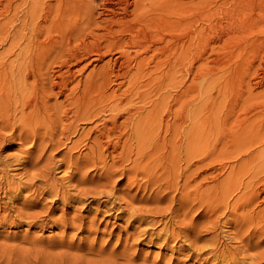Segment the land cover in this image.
Segmentation results:
<instances>
[{"label":"bare ground","instance_id":"bare-ground-1","mask_svg":"<svg viewBox=\"0 0 264 264\" xmlns=\"http://www.w3.org/2000/svg\"><path fill=\"white\" fill-rule=\"evenodd\" d=\"M1 1L0 179L4 177H2L1 174L6 173L7 169H5V165H10V167L12 166L10 163L11 160L9 159L10 162L7 161L8 157L10 156L9 153L2 154L1 151L4 147H7H3L1 145L10 139L12 142H9L10 144L8 146L13 145V141H19L17 150L20 154L15 153V156H18V158L15 160L16 162L14 161V164L18 167L20 166L25 171H27V166L31 167V169L28 168V170L32 171V166L38 164L37 160H40L41 157L43 159L45 156H43V154L49 147H52L53 150L55 149L56 151L59 147H65L67 148V152L63 153L61 150L63 153L62 156L66 157L68 155L70 157L73 156V154L71 155L70 151L77 149L82 141L81 137L73 140L71 137L77 133H94V137L90 136L93 138L92 140L89 141L87 139V143H89L87 150L90 152V154L88 156V153L86 152L85 154L88 156L86 158L84 157L86 155H83L84 160L86 159L84 162H88V164L90 162L92 165H94V163H96L95 165H98V163L101 162L100 165L102 164V167L100 168V171L102 169L108 178L113 177L111 176V172L117 169L114 167H116V163H119L118 165H121L122 170H118L119 172L123 171L126 174L128 173V179L126 180H129V183L133 182L139 174H144V177H147V181L149 182V180H154L153 183H155V186L157 184L158 188L166 185L162 191L169 193L168 189H177L178 185L176 183L174 184L173 182L174 178H177L178 180L179 176L177 177L175 174L177 175L176 171L179 170V167L181 166L180 163L185 162L183 169L187 174L183 176L185 179L183 182H181L182 185H180V191L185 192L184 194L186 197H183L185 198V202L189 204L190 202L192 203L196 201V199H199L201 202L203 199H205L208 202H213V204L216 202L214 204L215 206L213 205L214 207H224H220L221 210L231 209L230 213L232 216H234V212H236L238 209L250 207L254 200H257L261 193H264V177H260L262 178L261 181H259V179L257 181L256 179L254 181L253 179H246V182H241L238 180L229 179V173L220 181L217 180V177L215 178L214 175L211 176L210 174L204 175L201 179L199 178L200 180L197 179L198 176L210 169L211 162H205L206 160H204L205 157H208V155L204 157L203 154L201 157H199L197 152V119L194 115V110H196L195 100H197V97L194 93L193 87L195 85L194 79L196 76L194 74L190 83L187 86H184L183 89L179 87V83L182 81L177 80L181 71H186L192 76L193 72L198 68V61L204 55L209 58L213 53L216 54V48H225L227 44L230 43V40L237 38L239 34H244L246 32L245 29L248 26H246L243 21L244 10L242 9V7L245 5L244 0H54V2L49 0ZM92 1H94L96 5H99L100 10L98 12L95 11V7L90 6V2ZM70 5L77 7L71 8L69 7ZM53 32L54 35L52 34ZM71 42H75V44L72 46ZM6 43L7 45L5 46ZM224 51L225 50H223L222 54H224ZM217 53L219 54V51ZM106 55H110V57L97 67L92 66V62L89 64L83 63V66L80 64L82 61H88L91 56H94L91 59L94 62V60H102ZM204 59H206V57ZM79 64L81 67L79 70H77ZM88 65H91L92 68L89 69L82 79L80 78L73 83L74 79H76L74 76L75 69L76 72L81 71ZM114 83H117L119 86L125 84V89L121 91V87H113ZM247 83L249 85V90L247 91L248 88L246 89L248 94L245 98L243 97L244 99L242 98L239 100L241 102V106L244 103L246 104L247 102H252L255 95H257L253 94L255 85L254 87L251 86L250 83L252 82L250 79ZM248 85L245 86L248 87ZM169 88H173L175 92L172 94L168 90ZM61 96L62 98H59V100L58 97ZM168 98H170L171 101H174L173 104H169L170 100H168ZM182 98H186L185 107L179 106V108L177 107L176 109H173L172 106L174 103H179ZM51 99H54L52 104H50V102H52ZM237 101L238 99L233 101V103H237ZM235 104L233 107L231 105L232 108L230 107L232 113L235 110L234 108L237 106V104ZM183 108H186V110L188 109L187 112L185 109L183 112ZM258 108L259 106L255 107L252 105L251 109H246L244 113L242 112L243 114L241 113L242 116H240L241 114L236 113L237 116L235 115L233 117L234 119L236 117L238 121L235 123V127H233L235 130L232 133H234V135L237 133L235 137L233 136L235 139L233 142L237 141L236 143L241 145L240 147L242 150L248 151L247 153L250 154L251 158V153L253 152L250 147L251 144L249 145L247 143L249 147H245L244 144L246 140L245 137L250 139L256 136V131L253 132L254 129L256 130L258 128H255V123H257L255 122L256 118L261 114H264V109L258 110ZM240 109L241 108H239V110ZM105 110H109V117L107 116V120L101 117ZM231 110H229L227 116L234 115L231 114ZM166 116H170V118L173 116L172 124L175 121H180L181 123L183 120L184 122H189V127L186 130L187 133H185L186 137L185 135H181V133H174L173 136L170 137L166 136L168 138L165 136H160L159 133L163 128L167 129L169 122L171 121L168 117V119L165 121ZM100 117L103 119V121L101 120V126L94 125L88 128L89 130L86 132H84V129L79 132V129H81V123L91 120L94 121L95 119L99 120ZM120 117L121 119L123 118V120H119L118 122ZM180 123H178L177 126L174 125V128L177 132H180L179 130H183L182 124ZM263 123H261V125ZM261 131H263V129ZM37 133L39 135L41 133H49L48 139L50 138V142L48 143V140L46 139V142L39 146L42 142L40 143L41 139H39ZM54 133L59 135L57 136ZM96 133L100 134L97 135ZM125 133H133V135L131 138H129V136L127 135V137ZM43 134L40 135V138H42ZM53 134L57 137H55ZM182 134H184V130L182 131ZM243 134H246L244 138L241 137ZM60 135H64V137L62 136L63 139ZM112 136H114V142L112 141ZM37 137L39 139V145L37 148H39L40 151H37L35 148L37 145ZM44 137L46 138V136ZM44 137L43 141L45 139ZM85 137H88V135ZM101 137H105L103 138L104 140L100 139ZM182 137L185 141V144L183 143L185 145V156L182 154L185 158L183 159L179 156V153H182L180 152L182 147L181 150H179V143L183 140ZM131 140L135 141V147H132ZM25 143H28L29 147H24ZM102 143H107L105 146V153H108L107 151L109 149H111L109 152L111 153L120 148V151L117 150L118 154L116 158H114V154L112 157H110V164L105 162L106 154L103 153L101 149L95 153V150L100 148ZM33 146L34 149L39 152L34 156L32 155L34 153L31 154L32 151L30 149L31 147L33 148ZM52 148L48 149L49 152L53 151ZM102 149L104 150V147ZM164 151H167L166 155H164ZM49 152L47 154H49ZM64 154H66V156H64ZM51 156H48L49 160ZM77 157H79V155ZM81 158L79 159L81 160ZM72 160L67 163H61L65 164L67 168H70L68 170H70L69 172L71 174V167L74 165L75 168L76 165H80L79 162L76 164L73 162L74 164L72 165ZM47 161L48 160H45V163L43 162L42 164H47ZM39 162L41 163L42 161ZM86 163L84 164L86 165ZM163 163H166V165H163ZM42 164H38L37 166H43ZM54 164L57 166L56 163ZM92 165H90V167ZM80 166H82V164ZM161 167L162 171L158 172V168ZM111 168H113V170L110 171ZM212 168L213 167L211 166V169ZM118 170H116L117 172L115 175L118 173ZM182 172L180 171L178 174H181ZM28 173L31 174L30 172ZM84 173L82 175H84ZM104 174H102V176ZM85 176L86 175H84V177ZM5 177L8 180L6 175ZM42 177L41 179H46L47 176H44L43 178ZM97 177H99V175ZM104 178L107 177L105 176ZM171 179L173 182H171ZM11 180L10 181L12 183L13 179ZM79 180H77V182H79ZM110 180L111 179L104 181L100 180L101 182L98 180L96 181L102 185H109ZM80 181L82 182L83 180ZM85 181L87 182V180ZM105 181L109 183L106 184ZM113 181L114 180H112V182ZM29 182L30 181H28V188L30 187L29 185H32V181L30 182L31 184ZM40 182L42 183V181ZM43 183L45 182L43 181ZM129 183H127V186H129ZM149 183H145V185H148ZM53 184H56L55 181ZM47 185L48 184H46V186ZM9 186L12 189H15V187H12L11 185ZM53 186L49 187V190L52 188H58ZM75 187L76 186L73 188ZM42 188L45 189L46 187L42 186ZM63 190L64 189H62V191ZM177 190V193H179V189ZM13 191L14 190H12V193ZM157 191L158 189L155 192L157 193ZM235 191L241 192L239 195L237 194L236 200L234 199L236 204H234L231 200L232 204L234 205H230L232 207L228 208L230 201H228V199ZM55 192H57L56 189ZM83 192L81 191L82 195H85ZM12 195H15V193ZM173 196L171 197L172 200L174 199ZM62 197L63 199L66 198H64V195ZM67 200H69L68 197ZM240 201L242 202L240 203ZM260 201L263 200L260 199L258 202ZM171 202L172 201L170 200V203ZM180 203L181 202H179V204ZM127 206L129 205L127 204ZM191 206L186 205L187 211L191 208ZM237 207L239 208L237 209ZM184 213H186V211ZM30 214L27 216L29 217ZM239 214L241 215L239 222L237 221V227L239 224H245L247 222L252 223V221L255 219H258V221L264 223V207L263 211L260 210L257 214ZM166 222L168 223V220ZM254 222L256 223V220ZM260 222H258L256 225L259 226ZM247 224L246 226H248ZM240 226L241 225H239V228H241ZM240 239L242 238L240 237ZM123 251L124 250H122V252Z\"/></svg>","mask_w":264,"mask_h":264},{"label":"rangeland","instance_id":"rangeland-1","mask_svg":"<svg viewBox=\"0 0 264 264\" xmlns=\"http://www.w3.org/2000/svg\"><path fill=\"white\" fill-rule=\"evenodd\" d=\"M49 1L54 2V0ZM244 2L245 5L244 7H242V9L244 10L243 21L246 26H248L245 29L246 32L244 34H239L237 38H233L232 40H230V43H228L225 48H221L222 50L220 49V47L216 48L217 55L213 53L209 58L204 55L198 61V68H195L196 70L194 69L195 71L193 72L192 76L189 75L186 71H181L177 79L182 81L181 83H179V87L183 89L184 86H187L190 83L194 74L196 76V78L194 79L195 85L193 87L194 93L197 97V100H195L196 110H194V115L197 119V152L199 157H201L203 154L204 157L208 155V157H205L204 160H206L205 162H211L210 169H208L202 175L198 176V180H200L206 174H210L211 176L214 175L215 178L217 177L218 181L225 178L229 173V179L238 180L241 182H246V179H253V181L255 179L256 181L259 179V181H261V179L264 177V114H261L259 117H257L258 119L256 118L255 122H259L258 124L255 123V128H258L256 130H253V132L256 131V136H254L256 138H246V134H243L241 136L243 138L245 137L246 139L244 144L245 147H249L248 144H251L250 147L251 150H253V152L251 153L252 158L250 157V154L247 153L248 151H244L241 149V145L236 143L237 141L233 142V140H235L233 136L235 137V135L237 134L236 133L234 135V133H232L235 130L233 128L235 127V123L238 122L236 117L235 119L233 118L236 113H244L246 109H251L252 105L255 107L259 106L260 109L258 108V110L264 109V0H244ZM90 6L95 7L96 12L100 10L99 5H96L94 1L90 2ZM69 7L73 8L77 6L70 5ZM52 34L54 35V32ZM71 43L72 46L75 44V42ZM6 45L7 43L5 44V46ZM223 50H225V55L222 54ZM218 51L219 54L217 53ZM93 57L94 56H91L88 61H82L80 64L83 66L84 64H89L90 62H92V66L97 67L105 62V60H107L110 55H106L105 57H103L102 60H99L100 62L95 60L93 62L91 60ZM205 57L206 59H204ZM80 64L78 65L77 70H79V68L81 67ZM92 66L88 65L86 68L77 72L75 69L74 76L76 79H74L73 83L80 78L82 79L83 76H85V74L89 71V69L92 68ZM249 79L253 83H250L251 86L254 87L255 85L253 94L257 95H255L252 102H247L246 104L244 103L241 106V102L239 100H241L243 97L245 98L248 94L247 91L249 90V85L247 82L249 81ZM244 84L248 85V87ZM124 85L125 84L119 86L117 83H114L113 87H121L120 90L122 91L125 89L126 85ZM168 90L172 94L175 92L173 88H169ZM59 98H62V96L58 97V99ZM182 99L179 103H174L172 108L176 109L177 107L179 108V106L185 107L186 98H184L183 100ZM237 99V103H233V101ZM168 100H170V98H168ZM51 101L52 102H50V104L54 102V99H51ZM173 102L174 101L170 100L169 104H173ZM235 103L237 104V106L234 108L235 110L232 113L231 108ZM238 106L239 108H241L240 110ZM184 109L187 112L188 109L186 110V108H183V112ZM229 110H231V114H234L233 116L231 115L232 117L227 116ZM242 114L240 116H242ZM107 116L109 117V110H105L101 115V117L105 118L106 120L108 119ZM101 117L99 118V120L95 119L94 121H87L85 122L86 124L81 123V129H79V132L82 129H84V132H86L89 130L88 128L94 125L101 126V120L103 121ZM167 117L171 121L169 122L168 128H163L159 133L161 137H170L173 136L174 133H181V135H185V133H187L186 130L189 127V122H184L183 120V122L181 121V123L180 121H175L174 123L176 124H172L173 116L171 118L170 116H166L165 121L168 119ZM119 120L122 121L123 118L121 119L120 117L118 119V122ZM178 123L182 124L184 134H182L183 130H179L180 132H177L175 130L174 127L177 126ZM261 123L263 124L261 125ZM262 129L263 131H261ZM54 134L57 135V133ZM85 134L88 135V137H85ZM40 135L38 134L37 136H39V139H41L40 143H42L40 145L38 144L39 139L37 137V145H34L37 151H40L37 146H41L42 144H44L46 142V139L48 140V143L50 142V138L48 139L49 133H44L42 135V138H40ZM64 135L60 136L64 137ZM125 135H128L129 138H131L133 133H125ZM44 136H46V138ZM90 136L94 137V133H77L71 137L72 140L81 137L82 141L77 149L70 151L71 155L73 154V156L70 157L68 155L66 156V154H64V156L66 157L62 156L64 152H67V148L65 147H59L57 148V151L55 149L53 150L52 147H47L48 149L52 148V150L55 152H49V150L47 149L43 154V156L45 155L46 158L44 156L43 159L41 157L40 160H37L38 164H42L43 162L45 163V160H48L47 164H42L43 166H37L38 164L32 166L33 172L31 170H28V168L31 169V167L27 166V171H25L20 166L18 167L14 164L16 162L15 160L18 158V156L16 157L15 155L20 154L17 150L19 141L16 140L18 144L17 142L13 141V145L8 146L10 144L9 142H12L10 139L9 141L4 142L1 145L3 147L7 146L1 150L2 154L9 153L10 158L8 157L7 161L10 162V159L11 165L13 166L14 164V166L10 167V165H5V169H7L6 173L1 174L2 177H4L1 178L2 180L0 179V264H264V223L258 221V219H255L256 223L254 222L255 220H253L252 223L247 222L249 224H239L241 225V228H239V225L237 227V221L239 222L241 215L239 213L247 215V213L257 214L260 210L263 211L264 197L262 196H264V193H261L260 197L257 198V200L255 199L253 202L254 204L252 203L250 207H245L244 209H238L239 207H237L238 210L234 212V216L236 217H234L230 213L231 209L221 210L220 207H224H214V204L216 202L213 204V202H208L205 199L202 200L203 203L199 199H196V201L192 203L190 202L191 204L185 202V198H183L185 196V192L180 191V185H182L181 182H183L185 179V177L183 176L187 174L183 169L185 166V162H181L180 165L182 167H179V170L181 172L183 170V172L181 174H178V172L180 171H176L177 175L175 174V176H179L178 180L177 178H174L173 182L171 179V182L178 185L177 189H179V193H177V189L173 188L172 190L168 189L169 193L163 192L162 190H164V187L166 185L158 188L157 184L156 186L154 185V180L148 179L150 182L149 183L147 181V177H144V174H139L133 182L129 183V180H126L128 179V173L126 174L123 171L119 172V170H122L121 165H118L119 163H116V167H114L117 168L116 170L119 169V174L117 173L115 175V173L117 172L115 170L111 172V176L113 177L108 178V176L104 174L105 172L102 169L100 171V168L102 167V164L100 165L101 162L98 163V165H95L96 163H94L95 167L90 162L89 164L92 165L91 167L88 162H84L86 161V159L84 160V157L86 158L90 154V152L87 150V146H89V143H87V139L89 141L93 139ZM43 137L45 138L44 141ZM113 137L114 136H112V141L114 142L115 139ZM103 138L105 137H101L100 139ZM182 141H180L179 143V150H181L182 147V150L180 151L182 153H178L180 158L183 159L185 158L184 138ZM85 143L88 145H86ZM106 145L107 143H102L101 147H104V150L100 147L95 150V153L99 149H101L103 153H105ZM131 145L132 147H135L134 140H131ZM25 146L29 147V144L25 143L24 147ZM34 146L33 148H30L32 151L31 154L34 153L32 154L33 156L39 153L34 149ZM119 149L120 148L111 153H109L111 150L109 149L107 151L109 155L108 153H105L109 157L104 154L106 157L105 162H107V164H110L111 161L109 159L113 156V154L115 156L114 158H116L118 151H120ZM61 150L63 151V153ZM47 151L50 155L47 154ZM86 152L88 153V156L85 154ZM164 153V155H166L167 151H164ZM77 154L79 155V157H77ZM47 155H52L51 158L53 160L49 157L51 162L48 159ZM83 155L86 156L83 157ZM79 158H81L82 161ZM70 160H72V165L79 162L80 165L82 164V166H84V163H86V167L84 166V168L80 165V167L76 165L74 168L73 165V167H71L73 170H71V174L69 172L70 170H68L70 168H67L65 164H61L63 162H70ZM39 161L42 162L40 163ZM54 163H56L57 166ZM87 164L89 167L87 166ZM49 165L51 166V169ZM163 165H166V163H163ZM40 166L42 167V169ZM211 166L213 167L212 169ZM34 170L35 173H38L35 174ZM49 170L51 173L49 172ZM111 170H113V168H111L110 171ZM161 171L162 167L158 168V172ZM28 172H30L31 174H29ZM83 173L84 175H86L85 177L84 175H82ZM69 174H71L72 177ZM102 174H104L107 178H104L105 176H102ZM5 175L8 177V180ZM98 175L99 177H97ZM42 176H47V180ZM34 177L37 179V181ZM41 177L44 180L41 179ZM11 179H13L12 183ZM79 179L83 181L81 182ZM109 179H111L109 181L110 183L105 181L106 184L109 183V185H102L101 183H98V181L100 180L104 181ZM25 180L27 183L25 182ZM77 180H79L80 183L77 182ZM85 180H87V182ZM112 180L114 181L112 182ZM9 181L11 184L9 183ZM28 181H32V185H29L31 188H28ZM40 181H42V183ZM43 181L45 183H43ZM54 181L56 184H53ZM34 182L37 184V187ZM7 183L9 184L6 185ZM127 183H129V186H127ZM145 183L149 184L145 185ZM46 184H48V187L46 186ZM9 185L15 187V189H12ZM73 185L76 187L73 188ZM8 186L10 189L8 188ZM42 186L46 187L47 189L42 188ZM51 186H56L58 188H52V192L51 190H49V187ZM11 189L14 190L13 193ZM55 189L57 190V192H55ZM62 189L64 190L62 191ZM157 189L158 191L156 193L155 191ZM44 191L47 193H45ZM81 191H86L83 192V194L85 193V195H82ZM240 192L241 191L233 192L236 196L232 193V195L228 199V201L230 200L228 208H231L234 204H236L235 200L237 194L239 195ZM11 193H15V195H12ZM65 194L71 196L72 198L66 196ZM63 195L64 198L66 197L65 199H63L62 197ZM172 196L175 200L171 199ZM67 197L69 200H67ZM260 199L263 201L258 202ZM170 200L172 201L171 203L173 206L171 205ZM231 200L234 204H232ZM179 202L181 203L179 204ZM241 202L242 201H240V203ZM127 204L129 206H127ZM114 205L116 208L114 207ZM186 205H192L188 211ZM185 211L186 213H184ZM29 214L30 216L28 217L27 215ZM167 220L168 223L166 222ZM257 221L260 222L259 226L256 225L258 223ZM246 224L248 226H246ZM240 237L243 240L240 239ZM122 250L124 251L122 252Z\"/></svg>","mask_w":264,"mask_h":264}]
</instances>
